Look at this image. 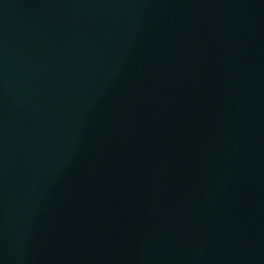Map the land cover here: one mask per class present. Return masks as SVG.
Segmentation results:
<instances>
[{
    "label": "water",
    "instance_id": "95a60500",
    "mask_svg": "<svg viewBox=\"0 0 264 264\" xmlns=\"http://www.w3.org/2000/svg\"><path fill=\"white\" fill-rule=\"evenodd\" d=\"M0 264H264V0H0Z\"/></svg>",
    "mask_w": 264,
    "mask_h": 264
}]
</instances>
